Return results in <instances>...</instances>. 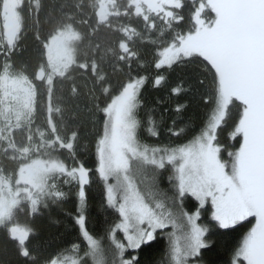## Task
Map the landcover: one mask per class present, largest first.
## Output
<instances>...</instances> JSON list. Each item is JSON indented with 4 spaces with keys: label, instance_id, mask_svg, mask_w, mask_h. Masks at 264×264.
Segmentation results:
<instances>
[{
    "label": "snow or ice",
    "instance_id": "6c2138e0",
    "mask_svg": "<svg viewBox=\"0 0 264 264\" xmlns=\"http://www.w3.org/2000/svg\"><path fill=\"white\" fill-rule=\"evenodd\" d=\"M24 2L0 0V22L8 26L11 21L17 26L15 39L21 31ZM189 4L190 11L185 15V0H127L125 15H132L134 9L135 15L146 22L147 29L159 28L163 33L166 26L174 33L155 58L154 86L165 80L163 69L197 60L206 70L201 87L207 76H211V93L201 94L205 106L210 108L204 127L189 142L175 147L149 146L140 141L138 129L142 122L137 118V110L146 77L132 74L133 60L138 65L142 63L140 54L126 42L136 30L121 26L117 31L122 37L108 51L113 57V73H124L126 81L113 88L106 73L101 71L96 76L94 89L98 87V94L106 96L109 102L103 107L98 105L104 119L102 132L97 134L93 168L76 159L74 142L79 131L63 135L50 115L48 135L38 130L39 140H36L31 131L35 84L22 70H15L11 62L14 47L7 54L0 52L4 55L0 62V121L3 122L0 141L7 143L3 156L11 153V162L17 166L11 174L0 168V228L15 245L17 264H68L67 260L59 259V253L54 258L52 254L42 255L38 248L30 250L26 243L30 230L15 223L18 213L35 214L40 205L47 206L49 201L59 202L66 197L63 185L76 187L78 207L74 225L80 238L87 242L86 255H97L99 244L90 234L84 214L86 189L93 176L103 185L106 207L118 213L108 229L114 246L112 264H142V255L148 256L158 242V233L160 239L167 240L165 255L170 264H199L202 250H211L206 239L211 227L234 229L252 217L255 224L244 236L232 264H239L241 258L244 264H264V0H189ZM115 14L120 15L119 9ZM72 21L73 15L65 14L57 22L56 38L42 44L47 62L38 64L35 80L46 83L49 99L54 77H64L76 60L77 50L72 42L80 36ZM183 24H187V31H176ZM13 43L14 39H9V44ZM79 66L85 70L88 67ZM97 68L93 61L94 75ZM180 92V87L171 89L173 95L179 96ZM236 102H239V119L230 137H240L239 147L228 151V159H224L222 151L226 149L218 137ZM186 108L177 103L174 110L180 114ZM47 111H53L51 105ZM56 111L63 115L62 109ZM25 128L27 143L17 144L12 139L14 129ZM147 131L151 136L158 135L155 127H148ZM168 131L179 137L184 129ZM57 151H66L71 164L57 158L54 155ZM166 165L173 170L169 206L164 202L168 197L161 198L152 186L141 189L135 180L145 166L163 170ZM186 197L197 202L191 212L183 207ZM206 205H210L207 225L199 223ZM117 232L122 234V239L117 238ZM78 248V244L73 245V249ZM71 264H77V260L72 259ZM143 264L153 262L145 259Z\"/></svg>",
    "mask_w": 264,
    "mask_h": 264
},
{
    "label": "trees",
    "instance_id": "16d2710c",
    "mask_svg": "<svg viewBox=\"0 0 264 264\" xmlns=\"http://www.w3.org/2000/svg\"><path fill=\"white\" fill-rule=\"evenodd\" d=\"M76 4L81 6L77 8ZM185 4L184 13L187 15L191 7L189 0H185ZM126 8L127 0H31L30 9L29 0H25L18 39H15L16 31L13 37L7 38L4 26L0 22V52L7 54L14 47L11 62L15 70H22L35 84L36 97L31 131L35 134L36 140H39L38 130L48 135L50 130L47 127V118L50 115L54 123L61 128L63 135L70 136L71 131H79V138L74 142L75 156L89 168L94 167L97 134L102 132L103 127L104 117L98 110V105L103 107L109 102L106 96L98 94V87L94 89L97 84L96 76L100 75L101 71L106 73L113 88H117L121 81H126L124 73H113L111 67L113 57L108 51L115 48L116 42L122 37V33L117 31L121 26L136 30L132 39L126 41L130 48L140 54L142 61L138 65L133 60L132 74L146 77V83L142 86L139 96L141 106L137 110V118L142 122V127L138 129L142 143L159 147H175L187 143L199 134L210 113V108L205 106L201 94L211 93L212 78L207 76L206 83L201 87L206 70L198 60L163 69L165 80L160 86H154L155 58L174 33L166 26L163 33L159 28L147 29L146 22L142 17L135 15L134 9L132 15H125ZM118 9L120 15L116 16ZM68 13L73 15L72 23L80 36L78 41H74V48L77 50L76 60L64 77L61 78L59 75L54 77L52 96L49 99L48 86L35 80V71L38 64L47 62L42 44L45 40L50 41L58 31L57 22ZM157 24H160L159 20ZM187 27V24L180 25L176 31H187ZM37 36L40 38L39 41ZM9 39H14V43L10 45ZM102 56L105 57L103 60ZM3 60L4 55H0V62ZM93 61L98 65L95 75ZM81 64H87V70L80 67ZM173 87L181 88L179 96L171 94ZM177 103L186 105V111L177 114L174 110ZM49 105L53 109L51 113L47 111ZM57 108L63 110V115L56 111ZM238 119L239 102H236L235 106L231 107L230 118L223 125V131L218 137L220 144L226 149L222 151L224 159H228V151H235L239 147L240 137L235 139L230 137ZM148 127H155L158 135L151 136L147 131ZM169 128L184 129V132L179 137L173 136L169 133ZM26 130L28 133V129ZM6 147V142L0 141V168L11 174L17 166L11 162V153L8 157L3 156ZM54 155L69 164L72 162L66 151H57ZM144 175V178L136 176L139 187L143 189L152 186L161 194V198L165 196L169 198L164 201L166 206L171 205L170 197L173 193L171 166L166 165L163 170H153L152 166H147ZM63 191L67 196L59 202L49 201L47 206L42 204L35 214L20 212L16 215L15 223L30 230L26 242L28 248L30 250L38 248L42 255L52 254L54 258L55 254L59 253V259L67 260L68 264H71L72 259L77 260V264L81 261H85V264H112L114 246L111 244L108 229L117 220L118 213L106 207L101 182L95 176L92 177L86 189L84 206L87 228L99 244V254L97 253L95 257L86 255L87 242L80 238L74 225L73 218L78 207L76 187L63 185ZM196 206L197 202L193 198H185L183 203L185 210L191 212ZM209 209L210 205H206V208L201 210L199 223L205 225L209 223ZM254 224L255 218L252 217L234 229L222 230L211 227L210 232L206 234L211 250H202L199 264H232L236 250ZM171 230L170 228L169 231ZM4 232L5 230L0 228V264H17L15 245L5 237ZM116 236L122 239L121 233L117 232ZM157 240L148 256L142 255V264L145 259H150L153 264H170L169 258L165 255L167 240L160 239L159 233ZM74 244H78L79 248L73 249ZM239 264H244L242 258Z\"/></svg>",
    "mask_w": 264,
    "mask_h": 264
},
{
    "label": "rangeland",
    "instance_id": "374dc122",
    "mask_svg": "<svg viewBox=\"0 0 264 264\" xmlns=\"http://www.w3.org/2000/svg\"><path fill=\"white\" fill-rule=\"evenodd\" d=\"M57 32L50 38V42H52L56 38ZM72 43H73V47H74V41ZM11 74H15V73H11ZM0 127H3V122L2 121H0ZM26 129L27 128H25L24 131H20L18 129H14V135L12 136V139H14L17 144H21V143L26 144L27 143V135H28V133H27ZM146 169H147V166H145L143 173L140 175L142 178L145 177L144 172H145ZM135 180L137 182L136 177H135ZM137 185H138V182H137ZM138 187H139V185H138ZM177 235H179V231H177ZM98 254H99V252H98Z\"/></svg>",
    "mask_w": 264,
    "mask_h": 264
},
{
    "label": "water",
    "instance_id": "95a60500",
    "mask_svg": "<svg viewBox=\"0 0 264 264\" xmlns=\"http://www.w3.org/2000/svg\"><path fill=\"white\" fill-rule=\"evenodd\" d=\"M17 26L13 22H9L8 26H4L6 37L11 38L15 34Z\"/></svg>",
    "mask_w": 264,
    "mask_h": 264
},
{
    "label": "bare ground",
    "instance_id": "6f19581e",
    "mask_svg": "<svg viewBox=\"0 0 264 264\" xmlns=\"http://www.w3.org/2000/svg\"><path fill=\"white\" fill-rule=\"evenodd\" d=\"M109 6V5H108ZM195 136V135H194Z\"/></svg>",
    "mask_w": 264,
    "mask_h": 264
}]
</instances>
